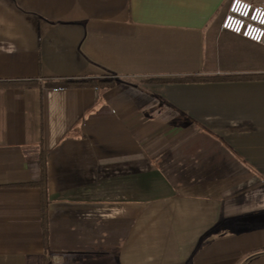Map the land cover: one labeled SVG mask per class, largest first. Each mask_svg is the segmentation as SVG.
Wrapping results in <instances>:
<instances>
[{"label": "crops", "instance_id": "1", "mask_svg": "<svg viewBox=\"0 0 264 264\" xmlns=\"http://www.w3.org/2000/svg\"><path fill=\"white\" fill-rule=\"evenodd\" d=\"M231 1L0 0V264H264V47Z\"/></svg>", "mask_w": 264, "mask_h": 264}, {"label": "built area", "instance_id": "2", "mask_svg": "<svg viewBox=\"0 0 264 264\" xmlns=\"http://www.w3.org/2000/svg\"><path fill=\"white\" fill-rule=\"evenodd\" d=\"M221 30L264 47V4L232 0L221 23Z\"/></svg>", "mask_w": 264, "mask_h": 264}, {"label": "trees", "instance_id": "3", "mask_svg": "<svg viewBox=\"0 0 264 264\" xmlns=\"http://www.w3.org/2000/svg\"><path fill=\"white\" fill-rule=\"evenodd\" d=\"M234 78H237V77H234ZM234 78H231V77H225V78H202V79H199V78H187L188 80L190 81H198V80H201V81H207V80H213V79H216V80H228V79H234ZM27 84H34L33 82H28ZM61 85H64V87L66 88H72V87H82V86H95V87H98V86H105V85H108V83H95V82H91V81H73V82H62ZM43 192H45V189L43 188L42 189Z\"/></svg>", "mask_w": 264, "mask_h": 264}, {"label": "rangeland", "instance_id": "4", "mask_svg": "<svg viewBox=\"0 0 264 264\" xmlns=\"http://www.w3.org/2000/svg\"><path fill=\"white\" fill-rule=\"evenodd\" d=\"M249 2V1H248ZM252 3V2H251ZM253 4L255 5H261V4H264V0H254L253 1Z\"/></svg>", "mask_w": 264, "mask_h": 264}]
</instances>
